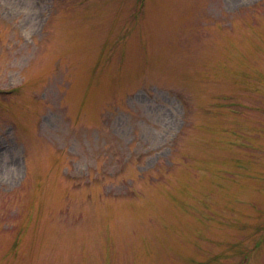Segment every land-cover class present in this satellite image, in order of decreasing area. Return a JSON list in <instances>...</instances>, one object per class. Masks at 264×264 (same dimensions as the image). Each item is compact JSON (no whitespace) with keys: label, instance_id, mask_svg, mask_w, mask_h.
Wrapping results in <instances>:
<instances>
[{"label":"rangeland","instance_id":"374dc122","mask_svg":"<svg viewBox=\"0 0 264 264\" xmlns=\"http://www.w3.org/2000/svg\"><path fill=\"white\" fill-rule=\"evenodd\" d=\"M0 264H264V0H0Z\"/></svg>","mask_w":264,"mask_h":264}]
</instances>
